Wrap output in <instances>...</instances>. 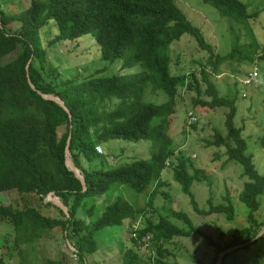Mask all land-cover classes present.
Here are the masks:
<instances>
[{
    "label": "trees",
    "instance_id": "16d2710c",
    "mask_svg": "<svg viewBox=\"0 0 264 264\" xmlns=\"http://www.w3.org/2000/svg\"><path fill=\"white\" fill-rule=\"evenodd\" d=\"M203 1L230 21L248 26L253 42L240 44L237 36L229 53H216L176 0H31L30 5L18 12L11 7L3 8L0 2V192L16 190L20 194H35L41 197V202L53 193L68 208L66 213L53 204L56 213L49 216L28 202L17 207L0 201V220L14 226L17 248L61 227L73 257L87 263V256L100 247L97 236L100 231L120 226L127 219L135 222L146 209L145 205L135 208L120 196L102 211L97 198L105 195L113 183L128 184L138 193L154 184L156 194V188L165 184L161 176L166 167H174L175 180L189 195L198 213H226L234 217L235 208L228 190L224 196L226 202L214 205L209 201V209L199 207L191 190L195 182H206L209 176L180 154L169 131L173 115L178 112L182 87L195 90L192 107L199 104L203 108L228 109L225 118L228 139L216 132L211 142L225 145L227 162L240 164L242 175L249 178L240 194V200L250 211L248 225L236 229L229 239L223 237L218 241L196 228L191 216L183 211L175 210L169 215L183 219L189 229L178 227L161 214L158 222L148 220L138 228L129 225L130 244L121 247L122 264L145 263L139 250L151 241L156 263L170 264L165 260L168 254L165 243L193 232L205 235L208 244L215 248V258L207 264H216L224 250L234 246L237 248L233 251L246 248L264 236V232L260 233L264 221L255 222V212L264 196V174L258 171L253 155L248 152L244 127L234 123L235 99L221 95L215 82L225 61L248 58L256 62L259 43L248 24L252 15L243 0ZM50 25L57 28L49 41L50 47L92 34L103 60H123L119 74L101 76L99 71L82 81L67 77L58 83L60 72L48 63L49 49L43 41V29ZM184 34L193 36L210 56L208 64L201 65L199 71L174 74L171 45ZM262 58L264 52L258 60ZM136 65H141L143 71L120 73ZM148 91L163 92L168 100L161 104L147 102ZM42 93L60 97L65 107ZM242 95L247 97L245 92ZM188 115V125L195 126L198 118L192 111ZM118 139L151 140L153 154L149 159L133 160L113 169L88 166L87 162L103 153L100 141ZM67 148L84 176L85 185L67 165ZM43 205L52 206V203L43 202ZM83 218L89 220V225ZM231 252L224 256L222 264H228Z\"/></svg>",
    "mask_w": 264,
    "mask_h": 264
},
{
    "label": "rangeland",
    "instance_id": "374dc122",
    "mask_svg": "<svg viewBox=\"0 0 264 264\" xmlns=\"http://www.w3.org/2000/svg\"><path fill=\"white\" fill-rule=\"evenodd\" d=\"M30 1L0 0L3 8L11 7L14 12L30 5ZM176 1L179 2L177 4L189 20L202 30L207 42L214 46L216 53H229L237 36H239L240 44L250 45L253 42L248 26L230 21L228 17L222 16L214 6L205 1ZM243 1L248 4V11L252 15L248 21L250 30L259 43L255 55L256 62H250L248 58L225 61L220 65L221 74L216 76L215 82L221 95L235 99L237 114L234 123L237 127H244L243 135L249 144L248 152L253 155L258 171L264 174V58L258 60L264 52V0ZM43 31L44 46L49 49L48 63L57 67L61 75L57 79L58 83L64 82L67 77L82 81L99 71L101 76L119 74L118 70L123 60L114 62L103 60L100 46L92 34L84 35L74 41H60L50 47L49 41L56 35L57 28L55 25H50ZM171 47L173 56L171 69L174 74L199 71L201 65L208 64L209 52L202 49L190 34H184L179 40L173 42ZM256 67L260 72L257 80L251 84H244V79L254 68L256 70ZM141 71L143 67L136 65L125 68L120 73ZM244 92L247 93V97H243ZM195 96V90H190L188 87L180 88L178 112L173 115L169 131L178 145L180 154L189 159L194 167L205 170L209 176L206 182H195L191 189L199 207L209 209V201L214 205L226 202L224 196L228 190L235 208L234 217H229L226 213L210 215L198 213L192 206L189 195L175 180L174 167H166L161 176L165 184L162 183L156 188V194L153 193L156 186L154 184L138 193L128 184L113 183L105 195L97 198V204L100 208L103 207L102 211L107 204L120 196L135 208L145 205L146 209L141 218L135 222L127 219L120 226L100 231L97 234L100 247L97 252L87 256V263L73 257L69 241L65 238L66 232L61 227L48 231L37 241L25 243L17 248L14 242V226L0 220V264H122V248L130 244L129 225L132 224L135 228L143 227L148 220L158 222L163 214L178 227L189 229L183 219L169 215L175 210L187 213L191 216L196 228L218 241H221L223 237L229 239L230 234H233L236 229L246 227L250 211L240 200V194L249 178L242 175L240 164L227 162L225 145L217 146L211 142L216 132L228 139L225 126L228 109L208 106L203 108L199 104L192 107V98ZM145 100L161 104L168 98L163 92L153 94L152 91H148ZM189 111L198 118L195 126L187 123ZM99 144L103 146V153L99 154L94 161L87 162L93 169H113L133 160L149 159L153 154L154 146L151 140L143 139L139 141L106 140L100 141ZM68 164L73 165V161L69 160ZM260 200L261 207L255 212L256 223L264 221V196ZM0 201L17 207H23L28 202L51 216L56 213L57 207L54 205L59 206L57 202L62 200L58 196L49 194L43 202H51L52 206H44L40 196L20 194L12 190L9 193L0 192ZM83 219L86 225H89V220ZM222 231L223 235H221ZM146 239L148 242V236ZM153 248L151 241L147 247L144 246L139 250L141 257L145 260L143 264H157L155 260L157 255ZM165 248L168 251L165 260L170 264H207L215 258V248L210 246L205 235L199 232H193L190 236H175L169 243H165ZM226 262L228 264H264V236L246 248H238L231 252Z\"/></svg>",
    "mask_w": 264,
    "mask_h": 264
},
{
    "label": "water",
    "instance_id": "95a60500",
    "mask_svg": "<svg viewBox=\"0 0 264 264\" xmlns=\"http://www.w3.org/2000/svg\"><path fill=\"white\" fill-rule=\"evenodd\" d=\"M42 95H43L44 97H46V98L54 99V100H56L59 104H61V105L64 106V102H63V100H62L60 97H57V96H54V95H51V94H46V93H45V94L42 93ZM64 107H65V106H64ZM69 160H72V161H73V159H72V157H71V155H70L69 148H67V165H68V167L71 166L70 169L76 174V176H78V177L82 180L83 184L85 185V179H84L83 174L81 173V170H80L78 167H76V165L74 164V162H73V165H70V166H69V164H68V161H69ZM51 194L53 195V193H50V195H51ZM48 195H49V194H48ZM49 200H50V199H49ZM49 200H48V201H49ZM59 202H60L61 204H59ZM57 205H59L63 210H65L66 213H68V208H67L66 205H64V203H63L62 201H58V202H57ZM263 232H264V227L262 228V230L260 231V233L262 234ZM260 233H259V235H260ZM259 235H258V236H259ZM236 248H237V246L230 247V248L224 250L223 252H221L220 255H219V257H218V260H217V263H216V264H222L224 256H225L227 253L233 251V250L236 249Z\"/></svg>",
    "mask_w": 264,
    "mask_h": 264
},
{
    "label": "built area",
    "instance_id": "2783aa9c",
    "mask_svg": "<svg viewBox=\"0 0 264 264\" xmlns=\"http://www.w3.org/2000/svg\"><path fill=\"white\" fill-rule=\"evenodd\" d=\"M259 72L257 70L252 71L243 81L244 84H251L253 81L257 80ZM196 119V118H193ZM98 150L101 152V146L97 147Z\"/></svg>",
    "mask_w": 264,
    "mask_h": 264
},
{
    "label": "clouds",
    "instance_id": "9594fccd",
    "mask_svg": "<svg viewBox=\"0 0 264 264\" xmlns=\"http://www.w3.org/2000/svg\"><path fill=\"white\" fill-rule=\"evenodd\" d=\"M54 195V194H53Z\"/></svg>",
    "mask_w": 264,
    "mask_h": 264
},
{
    "label": "crops",
    "instance_id": "0c3cea01",
    "mask_svg": "<svg viewBox=\"0 0 264 264\" xmlns=\"http://www.w3.org/2000/svg\"><path fill=\"white\" fill-rule=\"evenodd\" d=\"M45 202V201H44Z\"/></svg>",
    "mask_w": 264,
    "mask_h": 264
}]
</instances>
